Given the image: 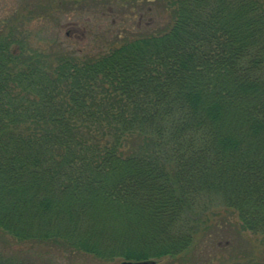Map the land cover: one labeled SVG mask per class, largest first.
<instances>
[{
  "label": "trees",
  "instance_id": "trees-1",
  "mask_svg": "<svg viewBox=\"0 0 264 264\" xmlns=\"http://www.w3.org/2000/svg\"><path fill=\"white\" fill-rule=\"evenodd\" d=\"M120 2L139 23L97 53L0 23V226L127 264L189 253L213 208L264 237V0ZM97 209L140 235L94 237Z\"/></svg>",
  "mask_w": 264,
  "mask_h": 264
},
{
  "label": "rangeland",
  "instance_id": "rangeland-1",
  "mask_svg": "<svg viewBox=\"0 0 264 264\" xmlns=\"http://www.w3.org/2000/svg\"><path fill=\"white\" fill-rule=\"evenodd\" d=\"M82 1L0 0V23L20 24L34 45L49 47L58 42L84 53H97L117 33L134 30L139 23L137 8L120 2L122 0H109L91 9L82 7L81 4H85ZM109 8H113V12L104 13ZM89 216L95 224L89 227L93 236L103 238L114 249L125 250L127 245L121 247L119 237L129 230L134 232L133 236L140 235V228L121 222L111 212L97 209ZM204 218L207 227L195 234L194 248L189 253L176 257L155 256L151 258L155 261L153 264H264V237L233 226L231 220L237 225L240 223L236 212L213 208ZM11 261L17 264H123L124 259L104 260L93 253L74 251L58 244L20 242L0 226V262Z\"/></svg>",
  "mask_w": 264,
  "mask_h": 264
},
{
  "label": "water",
  "instance_id": "water-1",
  "mask_svg": "<svg viewBox=\"0 0 264 264\" xmlns=\"http://www.w3.org/2000/svg\"><path fill=\"white\" fill-rule=\"evenodd\" d=\"M138 263H141V264H153L155 263L154 260H143V261H139ZM123 264H127V261H123Z\"/></svg>",
  "mask_w": 264,
  "mask_h": 264
}]
</instances>
